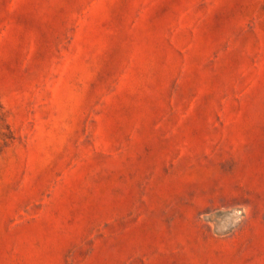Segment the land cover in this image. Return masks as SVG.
<instances>
[{
	"label": "rangeland",
	"instance_id": "obj_1",
	"mask_svg": "<svg viewBox=\"0 0 264 264\" xmlns=\"http://www.w3.org/2000/svg\"><path fill=\"white\" fill-rule=\"evenodd\" d=\"M0 264H264V0H0Z\"/></svg>",
	"mask_w": 264,
	"mask_h": 264
}]
</instances>
